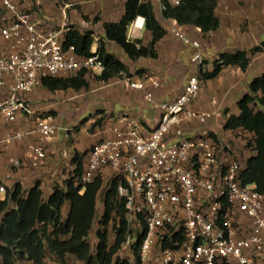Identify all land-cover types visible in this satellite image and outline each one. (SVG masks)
Returning a JSON list of instances; mask_svg holds the SVG:
<instances>
[{
  "label": "built area",
  "instance_id": "2783aa9c",
  "mask_svg": "<svg viewBox=\"0 0 264 264\" xmlns=\"http://www.w3.org/2000/svg\"><path fill=\"white\" fill-rule=\"evenodd\" d=\"M176 7L181 0H153ZM145 25L137 17L129 27L134 36ZM70 27L58 24L38 7L20 8L13 0H0V126L20 116L35 117L33 131L18 130L0 138V158L17 142L34 134L45 140L66 141L75 132L34 109L29 95L44 78L86 70L101 75L105 70L97 50L80 56L66 44ZM171 32L194 49L195 72L183 92L170 102L156 99L144 82L123 75L124 84L145 91V99L159 113L158 124L146 127L128 113L123 127L104 126L107 138L93 145L81 177L90 184L102 171H111L124 201L127 234L115 260L128 264H259L264 263V194L254 184H243L242 166L231 141L214 138L207 129L188 134L186 127L206 125L216 112H196L194 105L207 72L203 48L173 27ZM159 88L156 79L150 80ZM100 133V134H101ZM69 157L71 153H68ZM49 151L29 143L12 167L40 170ZM2 167L0 161V169ZM84 190L81 191V194ZM0 184V195L6 196ZM245 216L251 233L243 236L239 221ZM238 225V226H237ZM179 238V239H178ZM167 243L171 246H167Z\"/></svg>",
  "mask_w": 264,
  "mask_h": 264
},
{
  "label": "crops",
  "instance_id": "0c3cea01",
  "mask_svg": "<svg viewBox=\"0 0 264 264\" xmlns=\"http://www.w3.org/2000/svg\"><path fill=\"white\" fill-rule=\"evenodd\" d=\"M13 1L22 9L33 6L40 7L47 16L56 19L58 24L65 25V27L73 26L82 34L93 33L95 43L92 50L95 51L98 50L99 40L105 36L104 24L121 20L125 14L127 0ZM142 2H150L153 5L158 22L166 30V35L156 43L157 58L131 60L120 46L110 41H105L107 51L116 56L128 68L131 78L144 82L146 91L153 90L156 99L163 102H170L177 98L183 92L190 76L195 72V67L191 63L194 49L190 44L176 37L171 32V28H177L189 39L200 43L205 61L208 62L207 72L213 71V63L221 53L236 50L248 52L251 62L246 71L238 66H228L224 67L219 75L213 79L205 81L202 78V90L198 101L194 105V110L196 112H216L218 116L204 126H199L195 122L187 126L186 131L188 134H198L207 129L223 141H231L235 145H237V142H242V137H248L252 141L254 138L253 133L243 129L225 130V124L231 116L240 114L238 102L250 92L251 82L264 74V51L251 55L252 50L264 40V0H216V16L220 20V27L216 31L208 33H203L200 28L193 25H179L173 19L164 18L161 6L153 0H142ZM138 17L144 18L142 16ZM96 18L97 20H95ZM129 27V40H140L146 47L152 43L153 35L146 29V25L139 29L134 36L130 35ZM8 46V43L0 41V51L7 50ZM152 79L159 81V88L153 89L151 87L150 80ZM114 81L115 83L112 85H107L109 88L107 91L95 95L96 101L92 105L94 109L104 111L102 113L105 114L104 116H98L99 120L104 118L102 123L99 125L97 121L92 119L89 120V123L93 122L98 131L100 128H102V131L104 126L123 127L125 123L122 114L126 112L146 127L154 128L158 124L159 113L146 102L145 91L128 88L120 78H116ZM40 87H43L42 84ZM35 99L36 96L29 95V100L35 110L42 112L46 117L49 116L53 122L62 125L53 112L50 113L47 109L38 108ZM117 106L120 107L118 110ZM251 109L254 113L264 112V106L256 101L251 105ZM81 116L83 117V114ZM35 126V117L20 116L15 123L0 126V138L18 130L33 131ZM65 127L71 128L72 126L66 125ZM101 131L93 134L90 137L92 138L91 141L86 139L85 130L72 133V144L68 150H65L66 147L61 146L63 141L45 140L34 134L27 137L23 142L12 144L0 158L2 164L0 183H3L6 187H12L14 183L20 182L24 190H29L35 183L40 182L45 195H51L54 186L57 183L63 186L65 180L62 179H68L74 170L72 161L68 157L65 159V154L72 151L83 154L86 150H90L93 145L110 136L102 134ZM97 136H99L98 139ZM92 142H94L93 145L87 148ZM29 143L42 144L48 149L50 158L53 159L52 154H55L56 158L54 157L52 162L50 159L40 170L12 167L10 160L22 157ZM240 146L242 148L245 145ZM250 150L249 155L247 152L244 153L240 162L242 171L246 168L247 161L257 154L254 146ZM63 167H67L66 172L62 171ZM26 170L29 172H26ZM5 199L6 196L0 195V202ZM69 209L66 203L63 206L62 215L66 213V216H68ZM239 231L243 236H248L252 231L251 224L245 216L240 218ZM94 244H97V239ZM68 256L70 257V255Z\"/></svg>",
  "mask_w": 264,
  "mask_h": 264
},
{
  "label": "trees",
  "instance_id": "16d2710c",
  "mask_svg": "<svg viewBox=\"0 0 264 264\" xmlns=\"http://www.w3.org/2000/svg\"><path fill=\"white\" fill-rule=\"evenodd\" d=\"M216 7V0H181L180 5L176 7L165 3L162 14L164 18L173 19L179 25H193L203 33H208L220 27ZM138 16L145 18L146 29L153 35L152 43L147 47L140 40L128 39V27ZM70 29L66 44L74 45L80 56H91L95 43L93 33L82 34L73 26ZM104 30L105 36L99 40L97 52L105 70L99 76L93 75L103 83H110L116 78L122 79L123 75L130 77L128 68L107 51L105 41L116 43L131 60L154 59L158 56L156 43L166 35V30L156 18L153 5L142 0H127L125 14L121 20L105 23ZM263 51L264 40L252 50L251 55ZM250 62V54L246 51L221 53L213 63V71L205 72L202 78L205 81L213 79L228 66H238L246 71ZM88 75L92 73L82 70L71 77H48L42 80V86L50 92L88 90ZM255 101L264 106V74L251 82L250 92L238 102L240 114L227 119L225 130L243 129L253 133L254 138L248 145L254 146L257 154L247 161L241 177L243 184H255L257 190L264 193V112L252 111L251 105ZM103 119L98 120L97 124L100 125ZM212 136L216 138L214 134ZM70 153L74 170L63 186H54L51 195H45L40 182L35 183L29 190H24L20 182L6 187V199L0 202V264H17L18 259L30 264H46L48 253L55 255L61 264H67L68 255L74 256L84 264H128L115 260V255L127 234L124 201L118 199L116 180L113 179L111 171H102L90 184L83 185L81 177L87 152ZM50 157L49 153L45 165L50 161ZM82 190L84 192L81 194ZM101 193L104 194V213L101 217V227L96 232L97 244L92 250L89 236ZM66 203L70 209L64 219L62 209ZM112 222L116 238L115 242L110 244L108 227ZM167 246L171 245L167 243Z\"/></svg>",
  "mask_w": 264,
  "mask_h": 264
},
{
  "label": "rangeland",
  "instance_id": "374dc122",
  "mask_svg": "<svg viewBox=\"0 0 264 264\" xmlns=\"http://www.w3.org/2000/svg\"><path fill=\"white\" fill-rule=\"evenodd\" d=\"M207 65H208V62L206 64V68H208ZM71 76H74V74H62L61 75V77H71ZM87 79H88V82L90 84V87L88 90L82 89L81 91H76V90L71 89L70 91H58V92L52 93V92L46 90L45 88L40 87L32 93V96H34V97L36 96L35 103H36L38 108H42L44 110L47 109L50 111V113L53 112L54 116L59 118L58 119L59 123L61 122V124L63 126H66V125L72 126L74 128L75 132H78V130H85V136L87 137L86 139L91 141L92 138H90V137L93 134H96V132H100L102 128H100V130L98 131V129H96L97 127L93 124V122L89 123V120L92 119L94 121H98L99 115H101V116L105 115V114H102V113H104L103 110L94 109L92 107V105H94L95 101H96L95 95H98V94L102 93L103 91H107L109 89L107 85H109V84L112 85L113 83H115V81L113 80L110 83H103V82H100L93 75H88ZM119 108L120 107L117 106V110ZM82 114H83V117L81 116ZM85 124H87V125H85ZM233 136L237 137L238 135L237 136L233 135ZM98 138H99V136H97V139ZM93 143L94 142H92L90 144V146H88L87 148H90L93 145ZM231 143L233 145L234 151L236 152V158L239 159L240 162L243 159L244 153L251 152L250 148L252 146L248 145L249 143H251V140L248 137L247 138L242 137V142H237V145H235L233 142H231ZM71 144H72V140L70 138V139L66 140L65 143H62L61 146L66 147L67 149H65V150H68V148ZM240 145H245V146L241 148ZM88 150H86V152ZM52 155H53L52 156L53 159H54V157L56 158L55 154H52ZM248 155H249V153H248ZM67 157L70 160L68 153L65 154V159H67ZM53 159H51V162L53 161ZM65 164H66V162H65ZM66 168L67 167H65V168L63 167L62 171L66 172L67 171ZM26 172H29V171L26 170ZM62 180L66 181L67 178L66 179L63 178ZM56 185H59V184L57 183ZM105 189H106V187L104 188V191H105ZM103 195L104 194L101 193L98 197L96 218L94 220V224H93V227L91 229L90 236H89V243L92 246V250H94V248H95L94 243H95V240L97 239L96 238V232L101 227L100 226L101 217H102V214L104 213ZM67 208H69L68 203H67ZM66 215H67L66 213L63 214L64 219L67 218ZM0 220H1V218H0ZM113 226H114V222H112L108 227V239H109L111 244L114 242V239L116 238V236H115L116 233L114 231ZM66 262H67V264H83L82 262L76 260L75 257L72 255H70V257L67 256ZM17 264H30V263L25 261V260L18 259ZM46 264H61V262L56 258L55 255H53V254L51 255L48 253L47 257H46Z\"/></svg>",
  "mask_w": 264,
  "mask_h": 264
}]
</instances>
